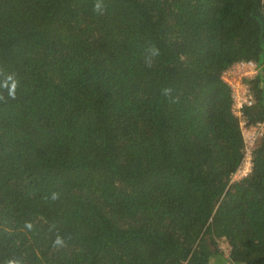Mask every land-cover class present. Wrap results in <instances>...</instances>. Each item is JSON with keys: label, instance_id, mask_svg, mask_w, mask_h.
I'll return each instance as SVG.
<instances>
[{"label": "trees", "instance_id": "trees-1", "mask_svg": "<svg viewBox=\"0 0 264 264\" xmlns=\"http://www.w3.org/2000/svg\"><path fill=\"white\" fill-rule=\"evenodd\" d=\"M240 118L264 130V0H0V264H264Z\"/></svg>", "mask_w": 264, "mask_h": 264}, {"label": "built area", "instance_id": "built-area-1", "mask_svg": "<svg viewBox=\"0 0 264 264\" xmlns=\"http://www.w3.org/2000/svg\"><path fill=\"white\" fill-rule=\"evenodd\" d=\"M257 74V65L252 61H240L233 64L221 75L222 82L228 87L232 100V113L241 117L243 107H249L253 103V97L247 80ZM244 140L243 158L240 166L233 174L231 180H240L244 178L251 169V150L255 140L264 132L263 125L257 123L251 126L240 124Z\"/></svg>", "mask_w": 264, "mask_h": 264}, {"label": "clouds", "instance_id": "clouds-1", "mask_svg": "<svg viewBox=\"0 0 264 264\" xmlns=\"http://www.w3.org/2000/svg\"><path fill=\"white\" fill-rule=\"evenodd\" d=\"M94 11L102 12V7H101V4H100L99 2H97V3L94 5ZM153 54H155V52H153ZM53 198H55V197H53ZM55 243H56V244H60V243H61L60 239H57V240L55 241ZM8 264H14V262H13V261H9Z\"/></svg>", "mask_w": 264, "mask_h": 264}, {"label": "rangeland", "instance_id": "rangeland-1", "mask_svg": "<svg viewBox=\"0 0 264 264\" xmlns=\"http://www.w3.org/2000/svg\"><path fill=\"white\" fill-rule=\"evenodd\" d=\"M244 123L242 119L240 118V124ZM221 248L224 252H227V247L225 245H221Z\"/></svg>", "mask_w": 264, "mask_h": 264}]
</instances>
